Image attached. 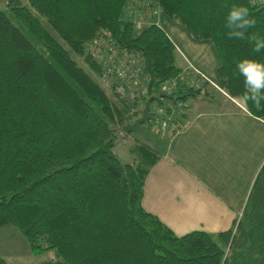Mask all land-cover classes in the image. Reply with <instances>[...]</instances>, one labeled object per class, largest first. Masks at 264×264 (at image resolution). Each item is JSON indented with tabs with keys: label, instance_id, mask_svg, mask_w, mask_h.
<instances>
[{
	"label": "trees",
	"instance_id": "16d2710c",
	"mask_svg": "<svg viewBox=\"0 0 264 264\" xmlns=\"http://www.w3.org/2000/svg\"><path fill=\"white\" fill-rule=\"evenodd\" d=\"M233 4L249 9L257 21L249 33L264 37V3L254 0H6L0 6V226L12 223L33 251L55 248L61 256L37 264H225L231 230L176 235L142 206L157 151L138 137V159L124 161L114 152L116 128L135 115L100 81V66L84 43L99 30L110 32L143 57L151 91L175 78L183 98L242 104L236 61L264 63V50L254 53L247 41L228 38L224 20ZM151 7V22L138 24ZM159 12L194 38L212 40L227 95H213L207 79L185 84L199 75L177 62Z\"/></svg>",
	"mask_w": 264,
	"mask_h": 264
},
{
	"label": "crops",
	"instance_id": "0c3cea01",
	"mask_svg": "<svg viewBox=\"0 0 264 264\" xmlns=\"http://www.w3.org/2000/svg\"><path fill=\"white\" fill-rule=\"evenodd\" d=\"M157 16L182 66L203 74L212 93L226 94L212 40L194 38L180 23ZM193 106L185 110L183 129L152 140L158 156L144 181L142 206L176 235L231 230L225 264H264V114L236 101L216 107L200 95Z\"/></svg>",
	"mask_w": 264,
	"mask_h": 264
},
{
	"label": "built area",
	"instance_id": "2783aa9c",
	"mask_svg": "<svg viewBox=\"0 0 264 264\" xmlns=\"http://www.w3.org/2000/svg\"><path fill=\"white\" fill-rule=\"evenodd\" d=\"M254 1L264 3V0ZM149 10L143 12L141 16L144 17ZM110 34L106 30H99L93 38L84 43V52L100 66L99 79L103 85L111 87V90L130 106L129 113L135 115V118L141 114V107L145 102L143 100L152 96L145 123L149 124L151 130L159 137L163 138L166 134L183 129L187 123L186 101L177 88V80L175 78L165 80L157 89L151 91V86L144 77L143 57L126 46L119 45ZM192 69L199 77L188 78L185 84L197 87L202 79L206 80V77Z\"/></svg>",
	"mask_w": 264,
	"mask_h": 264
},
{
	"label": "rangeland",
	"instance_id": "374dc122",
	"mask_svg": "<svg viewBox=\"0 0 264 264\" xmlns=\"http://www.w3.org/2000/svg\"><path fill=\"white\" fill-rule=\"evenodd\" d=\"M154 9L155 8L151 7L149 13H147L144 17H142L141 14L138 15L140 20L139 24L150 21L151 12ZM134 17H136L138 20L137 13L134 15ZM176 57L177 62L180 65L185 63L184 59L179 55V53H176ZM78 60L89 70V67L85 64L80 56H78ZM91 72L93 75H95L93 71ZM220 94L221 93L217 91L213 92V95L215 96ZM196 96L197 95H188L185 98L186 110L194 109L193 101H196ZM220 101L222 102V104H220L219 106H225L231 103L230 100H227L224 97L221 98ZM142 126L143 129L136 130L130 133H124L122 129L116 128L117 140L113 150L120 159L124 161H131L132 159L139 158L138 152L134 151L135 144L138 143L136 138H147L150 140L149 143H151L153 139L157 138L156 135L151 134L145 123ZM0 257L5 259L6 264H37L47 260L61 259V256L58 254L55 248L33 251L25 235L21 231H19V229L12 223H7L0 226Z\"/></svg>",
	"mask_w": 264,
	"mask_h": 264
},
{
	"label": "clouds",
	"instance_id": "9594fccd",
	"mask_svg": "<svg viewBox=\"0 0 264 264\" xmlns=\"http://www.w3.org/2000/svg\"><path fill=\"white\" fill-rule=\"evenodd\" d=\"M256 23L246 6L233 4L228 8L224 27L229 39L247 41L254 53H260L264 50V37L258 33H249V29L255 28ZM236 70L243 78L244 90L240 102L245 110L248 104L257 111L264 110V63L251 57H242L236 61Z\"/></svg>",
	"mask_w": 264,
	"mask_h": 264
},
{
	"label": "water",
	"instance_id": "95a60500",
	"mask_svg": "<svg viewBox=\"0 0 264 264\" xmlns=\"http://www.w3.org/2000/svg\"><path fill=\"white\" fill-rule=\"evenodd\" d=\"M152 96H149L144 103V106L142 108L140 116L134 118L133 121L127 122L122 126V130L125 133H130L136 130H141L143 129V124L147 121L148 114H149V107H150V102L152 100Z\"/></svg>",
	"mask_w": 264,
	"mask_h": 264
}]
</instances>
